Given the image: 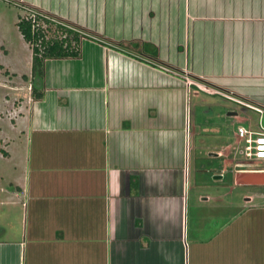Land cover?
Here are the masks:
<instances>
[{
	"label": "crops",
	"instance_id": "0c3cea01",
	"mask_svg": "<svg viewBox=\"0 0 264 264\" xmlns=\"http://www.w3.org/2000/svg\"><path fill=\"white\" fill-rule=\"evenodd\" d=\"M19 1L87 35L80 57L45 61L35 100L20 32L0 264H264V186L235 184L247 110L154 66L264 106V0Z\"/></svg>",
	"mask_w": 264,
	"mask_h": 264
},
{
	"label": "rangeland",
	"instance_id": "374dc122",
	"mask_svg": "<svg viewBox=\"0 0 264 264\" xmlns=\"http://www.w3.org/2000/svg\"><path fill=\"white\" fill-rule=\"evenodd\" d=\"M22 13V10L18 7H15L10 4H5L0 1V15L3 16V19H0V65L4 66V68L0 67V132L1 129H5L7 126V120L10 121L9 112L10 108L7 107L6 101L11 92L5 90L3 88L4 81H16V80H23L22 75L26 71V58L28 55L27 47L24 45V41L21 37V33L17 27L18 21V14L19 11ZM32 48V47H31ZM209 48V47H208ZM231 66H229V69ZM234 72L237 74L243 75L250 74L253 70H257V68H253L250 65L248 68L243 66V62L237 61L234 62ZM10 71L7 74V71ZM19 73V76H14V73ZM242 82L241 80H239ZM242 116L245 119H248L247 127H251L253 130H260L259 122H260V115L252 110H247V112H243V109H240ZM2 113V114H1ZM9 115V116H8ZM12 117V116H11ZM262 126L264 127V118L262 121ZM238 127L235 129L237 130ZM0 134V140H1ZM3 138V137H2ZM2 143L0 142V188H9V181L14 178L16 175L15 170V163L9 159L3 158L2 152ZM237 157L235 158L236 162L240 166V171L250 172V171H264V166L262 164L252 162L247 160L240 151L243 149L242 146L237 145ZM242 190V189H241ZM244 194L247 192L249 195H252V189L246 188L244 189ZM240 192V191H239ZM264 192V189H262ZM243 195V192L236 193V197H240ZM264 194V193H263ZM5 195L3 193L0 194V198H4Z\"/></svg>",
	"mask_w": 264,
	"mask_h": 264
},
{
	"label": "trees",
	"instance_id": "16d2710c",
	"mask_svg": "<svg viewBox=\"0 0 264 264\" xmlns=\"http://www.w3.org/2000/svg\"><path fill=\"white\" fill-rule=\"evenodd\" d=\"M58 21L66 24V26L46 21L44 23L45 28L42 24L34 30L32 21L23 16L20 17L18 22L20 32L33 50L31 90L32 97L35 100L44 97L45 61L53 58L80 57L81 41L87 35L85 31L77 27Z\"/></svg>",
	"mask_w": 264,
	"mask_h": 264
},
{
	"label": "built area",
	"instance_id": "2783aa9c",
	"mask_svg": "<svg viewBox=\"0 0 264 264\" xmlns=\"http://www.w3.org/2000/svg\"><path fill=\"white\" fill-rule=\"evenodd\" d=\"M6 1L15 7H18L22 10L23 17L27 20L32 21L33 29L40 27L46 21L54 22L55 24H60L66 26V24L59 22L58 20L52 18L50 15L42 12L28 4H25L23 1L19 0H3ZM154 66L160 70L172 74L183 80L186 83L188 88V93L191 91L192 87L196 89L197 92H206L209 94H221L226 98L236 102L245 110L255 111L260 115L259 127L260 130H253L251 127L239 126L237 128V144L238 146L243 145V149L240 151L247 160L262 164L264 166V127L262 126V121L264 118V106H260L253 102L247 101L242 98H238L231 94L221 93L218 90L209 86L204 80L191 77L189 74L184 72H178L170 67L154 63Z\"/></svg>",
	"mask_w": 264,
	"mask_h": 264
},
{
	"label": "water",
	"instance_id": "95a60500",
	"mask_svg": "<svg viewBox=\"0 0 264 264\" xmlns=\"http://www.w3.org/2000/svg\"><path fill=\"white\" fill-rule=\"evenodd\" d=\"M236 186H264V171L237 172L235 174Z\"/></svg>",
	"mask_w": 264,
	"mask_h": 264
}]
</instances>
